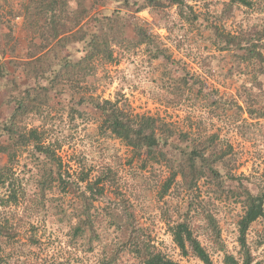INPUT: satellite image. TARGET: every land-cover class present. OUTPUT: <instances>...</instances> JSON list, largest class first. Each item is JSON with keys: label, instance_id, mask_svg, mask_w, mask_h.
Here are the masks:
<instances>
[{"label": "trees", "instance_id": "1", "mask_svg": "<svg viewBox=\"0 0 264 264\" xmlns=\"http://www.w3.org/2000/svg\"><path fill=\"white\" fill-rule=\"evenodd\" d=\"M204 6L201 15L190 0H0V26L5 15L10 31L11 20L23 19L22 40L8 47L7 60L10 50L0 43V80L11 108L0 123V159H6L0 164V188L6 189L0 196V264H12L17 255L27 257L23 264H69V256L88 254L95 256L91 264H177L137 219V202L154 190L158 202L151 209L159 211L183 257L217 264L212 254L222 252L223 264H264L247 238L252 225L264 220V179L252 191L232 172V144L208 127L215 119L227 121L245 138L264 143V0H206ZM144 11L151 22L136 17ZM139 50L152 64L161 60L153 97L183 109V125L136 113L120 88L113 98L98 94L101 85L114 82L110 68ZM211 50L218 55H205ZM175 52L193 54L197 67ZM222 64L226 78L248 77L233 97L208 84L207 76ZM92 122L99 134L109 132L114 151L110 163L102 158L85 171L87 135L83 149L68 160L61 141L50 138L64 126L87 133ZM70 139L77 137L70 133ZM114 139L130 149L126 173ZM182 194L187 209L176 206L180 218L171 223L169 200ZM223 200L243 208L238 219L223 220L237 239V254L228 252L216 216V202ZM69 209H76L72 217H83L71 227ZM41 213L46 219L63 214L55 225H63L68 255L45 253L40 228L31 223ZM259 239L263 245L264 234Z\"/></svg>", "mask_w": 264, "mask_h": 264}, {"label": "rangeland", "instance_id": "2", "mask_svg": "<svg viewBox=\"0 0 264 264\" xmlns=\"http://www.w3.org/2000/svg\"><path fill=\"white\" fill-rule=\"evenodd\" d=\"M205 1L206 0H190V3L194 6V9L202 15L207 8V6H204ZM218 7L221 8L222 5L220 4ZM113 8V5H110L108 7V9ZM171 13H174V19H178L175 14V8L171 10ZM136 17L140 18V20L145 23H149L152 21V18L147 11L137 14ZM4 21V24L0 26V43L1 47L8 48L14 41H16V39L22 40L23 19L17 18L15 20H11V24H14L11 26L13 29L11 31L8 23V16L5 15ZM158 33L165 37L164 40L167 39L164 30L160 29L158 30ZM8 50H10V48H8ZM208 53L210 54L205 55L212 56L216 54L217 56L219 52L211 50ZM11 54V50L7 51L5 53L4 60L9 59ZM19 55L24 56V50L23 52L21 51ZM181 55L184 56L185 60L190 64L191 68L197 67L195 65L196 60H194L196 59V57L193 56V54H190V56L188 57V54L186 53L175 52L176 57H181ZM159 65H161V60L155 61L152 64L147 59L146 55L142 52V50H139L136 55L122 58L118 64L113 65L110 68L112 71L114 82L109 84L107 87H105L104 84L101 85L98 89V94L102 95L104 98H113L115 91L120 88L122 89L123 93H125L128 97L132 109L136 113L158 116L167 121H172L176 124L183 125V119L186 116V113L185 111H183V109L168 108L164 106L163 103H160L156 98L153 97L154 79L152 78H154V76L159 73ZM197 71H201V69H198ZM226 72L227 69L225 67V64H222V66L215 71L214 77L207 76V81L208 84L211 85V89L217 88L219 89L220 93H224L228 97H233L235 96L238 87L241 85L242 80L246 81L248 77L242 79L237 76L232 79H229L225 77ZM149 77H151V79ZM129 83L131 84V87L128 89L127 92H125L124 89L120 87V85L123 84L127 86ZM5 88L6 87L4 81L0 80V123L6 120L11 112L10 106L4 103L6 96ZM92 114L95 117H99V114L95 112H93ZM191 118L192 120H194L193 116H191ZM92 123H88V126L86 127L88 128V130L92 129L93 131H95L96 122ZM208 127H210V131H217L222 137V139L227 138L232 144L234 154L237 157L235 166L231 167L232 172L242 177L245 182L249 183V188L255 192L257 189L258 181L264 179V177H262L264 173V143L261 142V140H257L255 136L251 139L245 138V136H243L241 132L237 131V128L235 126L232 127L231 124L227 121H220L215 119V122ZM110 141L115 145V149L118 150V154L125 164L122 168V171L126 173L129 167L127 159L131 156L130 149L118 139ZM73 149H75V144L71 145L68 148H63L62 154L65 156L66 160H68L70 155H72V157L74 155H77V153L83 148L80 145L79 150L73 151ZM169 151H174V148H171ZM5 160L6 159L2 157L0 159V164L4 163ZM139 164L140 161L136 160L133 163V167L137 168L139 167ZM142 171L144 174H147L149 168L146 170L142 169ZM17 173L21 177L27 175H25L21 168H18ZM243 176L247 178H244ZM5 193L6 189L4 190L0 188V196ZM111 193L112 192H110V194ZM112 196H114V194H112ZM156 196V190H154L152 194L137 202L136 210L139 224L142 225L144 228L148 229L155 245L159 249L164 251L167 255L172 257V259H174L177 264H203L197 258L183 257L180 254V250L172 241V236L168 232V227L165 221H162L160 217L156 219L153 217V215L150 214V212H152L150 203L158 202ZM133 198H135V196H133ZM104 203L105 202L103 200H100L98 202L99 205H103ZM169 203L171 209H173V207L175 208L172 214L174 213L177 219H179L180 217L177 216L179 211L177 210L176 206H178L181 212H185L187 209V198L184 197V194L170 199ZM216 207V216L220 219L221 226L223 228V238L226 242L228 252L237 254V251L239 249L237 239L234 238L233 233L228 232L229 226L223 223V220L230 219V217H233L232 219H238L240 214L243 213L242 205L234 202L233 200H223L216 202ZM49 223L51 222L49 221ZM54 228L55 230H50L48 225L46 224L42 233L41 229H39L38 237L43 243L45 253L50 257L68 255L69 252L68 250H66V233L64 228L58 225H54ZM259 234H264V220H259L255 222L247 235L248 241L252 245L253 253L257 260H264V244L259 245ZM200 238L205 243L203 238ZM222 257V252L212 254V258L217 264H223ZM94 258L95 256L92 254H88V256L73 255L69 256L68 260H70L69 264H91Z\"/></svg>", "mask_w": 264, "mask_h": 264}, {"label": "clouds", "instance_id": "3", "mask_svg": "<svg viewBox=\"0 0 264 264\" xmlns=\"http://www.w3.org/2000/svg\"><path fill=\"white\" fill-rule=\"evenodd\" d=\"M121 88L124 89L125 92L128 91V89L131 87V84L129 83L127 86L121 84L120 85ZM123 103V101H122ZM83 127V125H82ZM70 133L73 136H76L77 139L76 140H71L70 139ZM87 135L88 139H83V137ZM108 135L109 132L107 130H105L104 134L101 135L96 131H93L92 129H89L87 133L85 132H81L78 129H70L67 126H64L61 131L59 132L58 135H55L53 137L50 138V140L54 143L56 139H59L61 141V143L66 147H70L71 145L75 144V149H73V151L79 150L80 149V141L83 139V144L85 146V149H91V152L89 153V151H84V155L88 157V159L84 162V170H87V167L92 164L95 163L96 160H100L103 158V162L104 163H110V160L108 159L111 155L112 152L114 151L110 146H109V140H108ZM95 158V159H93ZM31 166V165H30ZM35 169L32 173V175H35ZM73 179H75V177H73ZM81 190H84V186H81ZM164 206L161 205V209L163 210ZM68 211V215L70 217V224L69 227L71 226H75L78 222V220L82 219L83 217L80 215H77L75 217L71 216L72 212H75L76 209H69ZM151 215H153L154 218L158 219L159 218V211H152L150 212ZM63 214H61V216L57 217V216H52L51 214L49 215V217L46 219L43 215V213L40 214V216L34 218L31 223H35L37 224V226L41 229V233L44 230V226L47 224L50 230H55L54 225L56 224L57 220L62 218ZM49 221L51 223H49ZM178 219L176 217V215L173 213L172 214V221L171 223H177ZM68 220H65V224H68ZM60 227H63V225H61ZM109 233H114L115 230L114 229H108ZM115 235H119L118 233H115ZM114 238V237H113ZM106 243H111V240L106 241ZM27 259V257L24 256H15L13 257L12 260V264H23V261Z\"/></svg>", "mask_w": 264, "mask_h": 264}]
</instances>
